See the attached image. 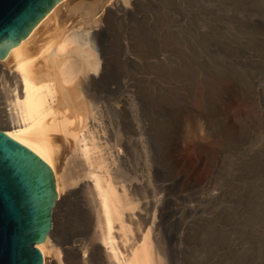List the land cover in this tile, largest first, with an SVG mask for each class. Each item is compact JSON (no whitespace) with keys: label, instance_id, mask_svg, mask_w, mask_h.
<instances>
[{"label":"rangeland","instance_id":"obj_1","mask_svg":"<svg viewBox=\"0 0 264 264\" xmlns=\"http://www.w3.org/2000/svg\"><path fill=\"white\" fill-rule=\"evenodd\" d=\"M64 18L63 36L106 58L90 87L102 114L119 137L143 139L145 224L156 220L149 240L166 263L264 264V0H91ZM58 205V237L94 232L86 204Z\"/></svg>","mask_w":264,"mask_h":264},{"label":"bare ground","instance_id":"obj_2","mask_svg":"<svg viewBox=\"0 0 264 264\" xmlns=\"http://www.w3.org/2000/svg\"><path fill=\"white\" fill-rule=\"evenodd\" d=\"M87 2L91 0H57L0 58L3 89L10 103L2 109V129L50 166L56 192L53 217L55 207L72 195L86 204L88 221L96 226L90 235L63 239L57 236L53 221L45 239L36 246L42 264H167L162 255L165 251L160 254L149 240L154 214L150 228L145 224L152 216L145 211L151 189L143 139L129 137L126 132L119 137L118 128L102 114L90 89L106 58L86 36L74 31L63 36L60 27L66 14L78 13ZM79 37L86 42L84 52L65 60L67 41ZM70 80V85L64 84ZM85 92L91 97L82 96ZM194 134L189 131L187 137L195 138ZM176 156H171L172 166L178 162Z\"/></svg>","mask_w":264,"mask_h":264},{"label":"water","instance_id":"obj_3","mask_svg":"<svg viewBox=\"0 0 264 264\" xmlns=\"http://www.w3.org/2000/svg\"><path fill=\"white\" fill-rule=\"evenodd\" d=\"M56 1L0 0V58ZM55 197L48 163L0 127V264H42Z\"/></svg>","mask_w":264,"mask_h":264}]
</instances>
